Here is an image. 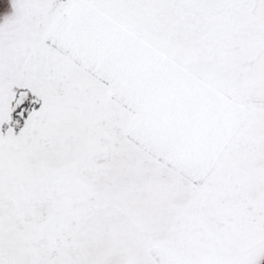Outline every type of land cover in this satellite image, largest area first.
<instances>
[{"label": "snow or ice", "instance_id": "6c2138e0", "mask_svg": "<svg viewBox=\"0 0 264 264\" xmlns=\"http://www.w3.org/2000/svg\"><path fill=\"white\" fill-rule=\"evenodd\" d=\"M0 264H264V0H0Z\"/></svg>", "mask_w": 264, "mask_h": 264}]
</instances>
